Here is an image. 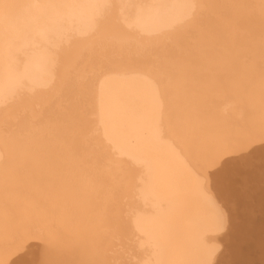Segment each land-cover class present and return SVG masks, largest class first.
Instances as JSON below:
<instances>
[{
    "label": "bare ground",
    "instance_id": "bare-ground-1",
    "mask_svg": "<svg viewBox=\"0 0 264 264\" xmlns=\"http://www.w3.org/2000/svg\"><path fill=\"white\" fill-rule=\"evenodd\" d=\"M253 96L264 0H0V216L82 215L81 264L263 261L264 192L236 185L261 184L264 111L243 140L213 125Z\"/></svg>",
    "mask_w": 264,
    "mask_h": 264
},
{
    "label": "rangeland",
    "instance_id": "rangeland-1",
    "mask_svg": "<svg viewBox=\"0 0 264 264\" xmlns=\"http://www.w3.org/2000/svg\"><path fill=\"white\" fill-rule=\"evenodd\" d=\"M260 98L261 97L257 96L251 97V103L249 104L248 109H246L245 105H240L238 102H236L235 110L229 116L219 113L218 117L214 120L213 125H215V129L219 128L217 131V135L221 136V140H227V142L230 143H232V141L236 139L243 140L246 138L250 129L252 128L250 125L251 123L254 127L258 126V118L261 116L260 112L264 111V108L260 109L262 104ZM225 144L229 145L227 143ZM248 154H250V152ZM251 154L254 153L251 152ZM253 161V168L255 169L258 167V163H260V161L257 158H255ZM260 165L261 163L259 164V166ZM257 170L260 171L258 173L262 172L261 174H263V177H261L262 179H260L261 184L258 185V188L255 189L254 186L251 185V187L246 182L251 178H249V173H245L238 179L236 185L237 191L249 190L250 188H252L248 194L244 193L246 196H249L250 193L258 194L259 191L264 192V169L262 168L261 170H259L258 167ZM242 179H244L245 181H240ZM256 194L254 195L256 196ZM253 205V208H243V212L248 213L251 211L253 212L254 216L256 215L255 218L261 216V214L263 213L259 215V202H257V200H254ZM248 208H250V210ZM81 223L85 226V231L84 226H82V229H77V227L71 229V224L80 226ZM88 227L89 224L85 223V221L82 219V215H80V217L77 216V218H74L70 216L69 213L63 210H61V212L57 211L56 215L52 219L49 218L47 214L41 216L39 211H34L32 213H29L28 215L23 214L22 219L15 224L6 223L3 219V215H1L0 246L13 248L21 244L24 248H29L31 247V243H34L33 246H36L37 244L38 247L36 249L38 250V252L34 253V259L31 260L28 264H42L44 261L49 264H59L60 260H62L61 258L63 257L67 258V261L71 264H81L83 260L79 258L78 254L74 256L71 244H75V246H78L79 244L83 243L82 240H86L89 235L87 233ZM252 230L254 231L255 228H253ZM253 233L254 235H256L258 233V230L257 232L255 231ZM255 242L256 241L253 239L250 247L244 250L246 254L245 260L248 259V261H244L245 264H264V260L262 261L263 255L258 252V255L256 256V253L253 250L254 248L255 250H257V248L253 245V243L255 244ZM259 248L262 249V246H259ZM84 253H87L86 249L84 250Z\"/></svg>",
    "mask_w": 264,
    "mask_h": 264
}]
</instances>
